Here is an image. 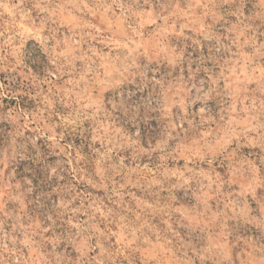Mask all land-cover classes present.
<instances>
[{"label":"rangeland","instance_id":"rangeland-1","mask_svg":"<svg viewBox=\"0 0 264 264\" xmlns=\"http://www.w3.org/2000/svg\"><path fill=\"white\" fill-rule=\"evenodd\" d=\"M0 264H264V0H0Z\"/></svg>","mask_w":264,"mask_h":264}]
</instances>
